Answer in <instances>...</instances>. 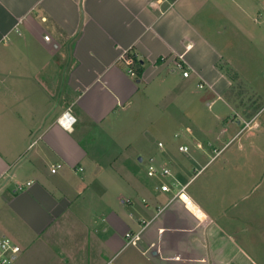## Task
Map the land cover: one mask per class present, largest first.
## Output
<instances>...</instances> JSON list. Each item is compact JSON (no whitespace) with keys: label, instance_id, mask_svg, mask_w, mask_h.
I'll return each instance as SVG.
<instances>
[{"label":"crops","instance_id":"0c3cea01","mask_svg":"<svg viewBox=\"0 0 264 264\" xmlns=\"http://www.w3.org/2000/svg\"><path fill=\"white\" fill-rule=\"evenodd\" d=\"M228 1L237 0H0V239L21 247L13 264H264L250 248L249 221L237 214L223 225L202 201L206 188L194 186L227 147L235 145L233 161L264 160V107L256 111V95L233 87L258 72L237 67L213 39ZM126 50L139 61L136 78L120 59ZM177 82L186 101L169 115L184 128L176 138L216 154L197 171L192 141L179 142L181 156L165 146L156 165L172 176L157 180L115 136L138 99ZM65 113L76 119L70 130L59 122ZM176 182L190 208L173 200ZM143 221L151 223L140 241L126 247Z\"/></svg>","mask_w":264,"mask_h":264},{"label":"rangeland","instance_id":"374dc122","mask_svg":"<svg viewBox=\"0 0 264 264\" xmlns=\"http://www.w3.org/2000/svg\"><path fill=\"white\" fill-rule=\"evenodd\" d=\"M223 8L230 9L231 12H229L230 15L217 17L212 22L222 31V35H213L214 42L219 44L222 52L229 54L237 67L240 69L251 67L258 72L254 74L253 78L243 81L246 85L240 80H234L233 87L241 89L243 92L245 90L253 92L256 99H253L252 104L255 110L259 111L264 107V0L228 1V6ZM245 75L248 76L247 73ZM177 83L179 84L172 83L170 85L169 83L170 89L166 95H162L155 89L149 90L148 97L143 96V99H138L134 104V108L139 113L134 111L130 118L123 120L119 125L118 135L115 136L118 139L117 147L121 153L129 155L134 162L138 160L139 155V157H143L141 172L144 170L146 173L147 161L152 160V163L156 165L159 157H165L163 155L165 153L159 148V143H163L167 151L172 149L174 156H181L178 152L179 142L182 140L192 141L189 142L191 153L198 160V163L192 162V165L197 171L205 167L216 154L210 150L204 154L203 150L196 149L192 138L186 136L176 138V133L182 134L184 128L178 123L173 127L169 115L170 113L178 114L181 102L186 101L178 98L176 94L177 90L185 87V84ZM167 84L168 80L163 83V85ZM155 85L153 84L152 87L154 88ZM200 92L204 93L205 91L201 90ZM204 108L207 109L206 106ZM172 110L174 112H171ZM137 116L140 118L138 119ZM236 118L237 116L234 117V119ZM259 121L264 124V109L260 112ZM122 123L126 128L122 127ZM246 127L244 125L243 129ZM123 131L124 135L121 136ZM230 137L231 134L227 135L225 139L230 140ZM234 146L227 147L228 149L223 150L210 165L205 167L198 174L194 186L206 188L204 194L201 195L202 201L211 211L213 210L218 215L221 214L222 224L227 222V218L237 214L242 219L249 221L248 225L252 228L253 238H255L254 242L251 241L250 248L257 256L254 259L259 261L258 258L261 259L260 257L264 253V245L260 243V239L264 235V160L253 157L249 162L245 160L233 161L232 149ZM204 149L206 150L207 147ZM160 178L155 177L157 180ZM259 243L260 246H258ZM132 251L133 248H129L123 258L128 257Z\"/></svg>","mask_w":264,"mask_h":264},{"label":"built area","instance_id":"2783aa9c","mask_svg":"<svg viewBox=\"0 0 264 264\" xmlns=\"http://www.w3.org/2000/svg\"><path fill=\"white\" fill-rule=\"evenodd\" d=\"M45 40L50 41V37L45 36ZM120 59L125 64L127 73L131 77L136 78L137 77L136 62H135V59L131 56V51L130 50L124 51L121 54ZM177 66L179 69H181L183 71V76L188 77L189 73L184 70L183 63L179 62V63H177ZM198 87L203 88V85L199 84ZM59 122H60L62 127L70 130L73 127V125L75 124L76 119L72 115H70L69 113H65L61 116V118L59 119ZM187 132H190V129H187ZM197 147L202 148V145L197 144ZM159 148L161 150L164 149L163 143H159ZM179 151L182 153H189L190 147L188 145H180ZM60 167H61V165H59V164L53 166L51 172L56 173ZM147 175H148V177L164 178V177L172 176V172L167 167H162L159 169L155 164L150 163V165L148 166V169H147ZM31 184L32 183L29 182L27 184L18 185L16 187V192H23ZM174 187L176 189V194H175V197L173 200L180 199L185 203V205L187 207H189L190 204L187 202V200H184V198H183V196L188 197V195L186 193V187L181 186L178 182L174 183ZM160 190L162 192H167V193L173 191L172 187L168 184H162L160 186ZM190 202H193V201L190 199ZM202 218H203V216H202ZM150 223L151 222L143 221L141 224V230L140 231H138V232H127L125 235L126 247L136 245L140 241L143 231L149 226ZM21 251H22L21 247L17 243H15L11 238L2 237L0 239V264H13V261L21 253Z\"/></svg>","mask_w":264,"mask_h":264},{"label":"trees","instance_id":"16d2710c","mask_svg":"<svg viewBox=\"0 0 264 264\" xmlns=\"http://www.w3.org/2000/svg\"><path fill=\"white\" fill-rule=\"evenodd\" d=\"M170 1H175V0H170ZM131 56L135 59V62H136V71H137V76H139L140 74H141V69H140V64H139V61H138V59H137V57H136V55L135 54H133V53H131Z\"/></svg>","mask_w":264,"mask_h":264},{"label":"water","instance_id":"95a60500","mask_svg":"<svg viewBox=\"0 0 264 264\" xmlns=\"http://www.w3.org/2000/svg\"><path fill=\"white\" fill-rule=\"evenodd\" d=\"M139 161H142V158H139Z\"/></svg>","mask_w":264,"mask_h":264}]
</instances>
